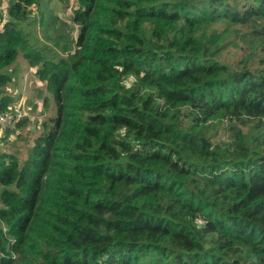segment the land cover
<instances>
[{
	"label": "trees",
	"instance_id": "16d2710c",
	"mask_svg": "<svg viewBox=\"0 0 264 264\" xmlns=\"http://www.w3.org/2000/svg\"><path fill=\"white\" fill-rule=\"evenodd\" d=\"M73 1L54 48L42 0L0 27V114L20 53L55 105L26 157L0 136V264H264V0Z\"/></svg>",
	"mask_w": 264,
	"mask_h": 264
},
{
	"label": "rangeland",
	"instance_id": "374dc122",
	"mask_svg": "<svg viewBox=\"0 0 264 264\" xmlns=\"http://www.w3.org/2000/svg\"><path fill=\"white\" fill-rule=\"evenodd\" d=\"M42 1L44 4L46 3L44 7H47V9L51 11L55 17L59 18V22L53 28H51L49 32L45 34H43L41 30L37 28L36 30H32L31 20L21 23L20 28L27 34H31L32 38L29 40V42L32 46H41V44H49L50 47L54 48L52 45L53 43L51 41V38L58 35V33H51L52 31L59 29L60 33H63V37L66 36L72 28L75 32H77V28L74 26L72 27V25L69 24L71 12L74 8V1ZM60 22L68 24H66V26H63ZM237 26L238 27H235L234 25L228 22L219 23V27L224 30V37L228 38L230 41L235 40L238 42V49L236 51L237 53L231 51L224 54L225 58H222V60L225 63L231 62L235 54L238 58L242 55L248 57L255 51V48L247 47L249 46V42L252 40V38L247 37V42H241L236 38V31L239 28L241 29L240 32L242 33H245L247 31L246 29H242L239 24ZM34 36L38 38L37 41L33 40ZM61 39L64 40V38L62 37ZM34 72L35 69L29 67L27 61L24 60L22 53L18 55V58L16 62L12 65L11 69L6 72L8 76H11L13 77V79H15V81H13L11 85L8 86L7 93L9 95H12L15 101H17V95H15V93H20L19 95L21 99L18 100V102L24 101L25 104L27 103V113L31 117V120H29L23 130L8 134L9 141L6 144L7 146L3 147V151L15 149V151L17 150L19 152L17 154L22 158L27 156V148L43 130L42 127H40V129L37 131L34 130L36 121L37 126H39L40 124L41 126L44 124L50 126V120L55 117L54 102L45 91V85L35 79ZM130 83L131 81H127V85H129ZM231 128L232 127L228 125L224 120H215L210 124L206 136L201 137L200 139L205 140L206 143L209 144L208 149H212L213 145L220 143L226 147L229 143L236 141V132L234 129ZM243 132H245V130ZM0 151H2L1 147Z\"/></svg>",
	"mask_w": 264,
	"mask_h": 264
},
{
	"label": "built area",
	"instance_id": "2783aa9c",
	"mask_svg": "<svg viewBox=\"0 0 264 264\" xmlns=\"http://www.w3.org/2000/svg\"><path fill=\"white\" fill-rule=\"evenodd\" d=\"M8 1L9 0H3L0 2V27L2 26L3 23H5L8 20ZM28 10H32L35 12V7L30 6L28 7ZM17 95V94H16ZM21 97L19 96L20 100ZM15 101L8 109L0 114V136L3 134L5 135L6 132L14 133L17 132L15 131L16 125L20 123L21 121L31 120V117L28 115L27 111V105L25 102H18ZM41 127V124L37 126V121L35 124L34 130L37 131Z\"/></svg>",
	"mask_w": 264,
	"mask_h": 264
},
{
	"label": "water",
	"instance_id": "95a60500",
	"mask_svg": "<svg viewBox=\"0 0 264 264\" xmlns=\"http://www.w3.org/2000/svg\"><path fill=\"white\" fill-rule=\"evenodd\" d=\"M200 142H201V144H202L203 146H205V147H208V148H209V144H208V143H206V141H205V140H203V139H200Z\"/></svg>",
	"mask_w": 264,
	"mask_h": 264
},
{
	"label": "crops",
	"instance_id": "0c3cea01",
	"mask_svg": "<svg viewBox=\"0 0 264 264\" xmlns=\"http://www.w3.org/2000/svg\"><path fill=\"white\" fill-rule=\"evenodd\" d=\"M18 94H20V93H18ZM15 95H16V93H15Z\"/></svg>",
	"mask_w": 264,
	"mask_h": 264
}]
</instances>
